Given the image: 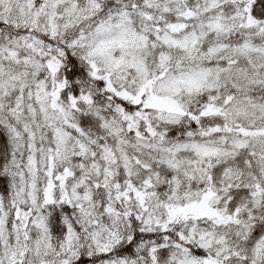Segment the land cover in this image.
Returning <instances> with one entry per match:
<instances>
[{
    "label": "snow or ice",
    "instance_id": "1",
    "mask_svg": "<svg viewBox=\"0 0 264 264\" xmlns=\"http://www.w3.org/2000/svg\"><path fill=\"white\" fill-rule=\"evenodd\" d=\"M0 264H264V0H0Z\"/></svg>",
    "mask_w": 264,
    "mask_h": 264
}]
</instances>
